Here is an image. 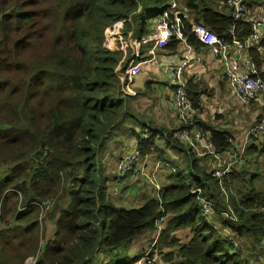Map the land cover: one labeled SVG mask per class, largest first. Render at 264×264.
I'll list each match as a JSON object with an SVG mask.
<instances>
[{
  "label": "trees",
  "instance_id": "16d2710c",
  "mask_svg": "<svg viewBox=\"0 0 264 264\" xmlns=\"http://www.w3.org/2000/svg\"><path fill=\"white\" fill-rule=\"evenodd\" d=\"M225 1L185 0V6L193 21L223 43H232L233 28L245 40L252 27L228 15ZM261 1L248 0V5ZM171 5L172 0H0V264H26L30 257L35 264H94L100 252L154 233L162 217H172L163 228L169 241L164 246L171 249L167 261L264 264V255L249 259L219 234L225 222L230 233H246L253 241L264 231V191L254 186L258 173L245 176L247 154L264 156V140L255 139L245 151V164L224 181L225 187L239 188L232 202L240 224L220 216L225 222L214 225L199 196L224 209L219 180L177 137L181 128L155 125L137 108L142 91L133 87L134 70L180 45L173 32L171 41L164 39L161 22L171 29L176 20ZM156 7L161 10L148 17ZM154 17L151 25L148 19ZM183 26L191 45L205 46L191 21L183 18ZM249 53L264 77L261 53ZM187 90L201 111L202 89L189 81ZM194 122L217 153L233 147L231 133L200 118ZM127 132L137 138L141 158L158 154L173 163V168L163 163L173 174L160 199L138 207L118 205L108 194L105 156ZM160 141L187 155L186 168L165 158ZM242 187L246 192L239 196ZM197 188L201 194L193 193ZM47 203L52 207L44 212ZM180 230L190 231L187 242L176 235Z\"/></svg>",
  "mask_w": 264,
  "mask_h": 264
},
{
  "label": "crops",
  "instance_id": "0c3cea01",
  "mask_svg": "<svg viewBox=\"0 0 264 264\" xmlns=\"http://www.w3.org/2000/svg\"><path fill=\"white\" fill-rule=\"evenodd\" d=\"M187 45L192 46L193 55L192 58L189 59V64L185 68L183 73L184 78L187 82L193 81L194 83H197L202 89V94L200 96V120L208 123L211 126L217 127L220 131H227L234 137L233 140H231L233 147L228 151L221 152V154H219V157H214L209 154L200 156V151H195V153L199 157L202 169L213 171L216 162L228 163L232 157V152L236 151L238 146H245L247 150L248 147L256 143L255 139L263 140L264 134L256 137L251 136L249 138H246V133L251 128L250 127L248 129L246 127L251 124L252 119L255 120L259 116L261 109L255 104V106L257 107L256 113L255 110H252L251 114L241 113L240 111H238L237 107L241 106L242 104L236 98L234 90L224 74V61L220 57H216L213 54L211 47L209 46L195 48L188 41ZM186 49V44L184 42H180V45L175 52L162 51L154 60L141 63L134 70L132 77L133 87L142 91L140 97L136 101L138 110L144 113L149 119H151L155 125L164 126L171 130L177 129L179 126L177 121V109L175 108V105L173 103L174 87L169 82V75L172 70L177 69L184 62ZM232 50L234 51V49ZM123 135L125 137L124 143L129 145V149H126V147H122V154L120 158L124 155H128L136 151L138 144L137 138L131 132L124 133ZM160 142L164 145V142ZM177 153L178 152L175 151L174 160L177 159V161H175V163L177 162L176 165L181 166L184 162H186L187 155L185 153H182V158L178 159ZM141 160L143 161V165L141 162V165H139L141 166V168H139V170H141V173L138 174H144L150 182L153 183V179L158 184V187L153 184V186L156 188V192H158V196L154 197L152 196V193H148L142 194L141 197L138 198V200H141L143 204L150 199L159 200L161 196V190L171 184V181L170 178L169 180H166L167 177L165 178V176L170 175L166 173V170L164 169L165 167L163 166L164 162L170 161L160 159L158 155L153 154L139 159L133 166V169ZM159 182L162 183V185ZM229 187H232V185ZM137 190V186L132 188V191ZM194 190L195 189H193V191ZM238 192L239 190L235 189V191L231 194V198L225 194L226 196H224V198L226 207H224V209L222 210H219L227 211L230 214L235 215L237 220L226 217L225 215H222L220 213L221 216L229 220L234 225L240 224V218L237 212L234 210L232 202V196L238 198ZM68 203L69 201L66 202V206L68 205ZM167 223L168 217H165L161 231L162 236L160 235L157 245L154 249L155 254L159 253L160 247L167 248L164 246V244L167 245L169 242L166 238V228L163 231V228L167 225ZM212 224L216 223L213 221ZM225 224L226 222L221 225L223 232L231 235V231L229 229L231 226ZM178 232L179 231L176 232V235L178 234ZM184 234L188 235L190 238V231L185 230ZM237 234V232L234 233V236L239 239V234ZM147 236L148 234L138 237L137 242L135 243L134 249L140 251L139 257L137 259V264H139V260L141 258V251L143 250L144 252V250L149 246L150 242L148 241H150L151 238L147 239ZM257 236H259V234H257ZM262 240H264V236L262 237ZM170 250L171 249L167 248L166 252ZM167 255L168 254L166 253L161 254V259L166 260ZM109 256L110 252H100L96 255L93 262L94 264H108ZM120 259L122 263H128L124 257L121 256Z\"/></svg>",
  "mask_w": 264,
  "mask_h": 264
},
{
  "label": "built area",
  "instance_id": "2783aa9c",
  "mask_svg": "<svg viewBox=\"0 0 264 264\" xmlns=\"http://www.w3.org/2000/svg\"><path fill=\"white\" fill-rule=\"evenodd\" d=\"M225 3V11L228 15L232 16L235 21L244 22L252 27V34L245 40L239 39L235 35L233 28L231 32V35L233 36L232 43H223L220 38L215 36L210 28L206 27L201 22L193 21L192 13H190L186 7L180 10L178 0H172L170 8V14L172 13L176 16L175 23L172 25L171 29H169L165 23L161 22L163 33L165 34L164 39L166 41H171V32H173L175 39L186 44L187 49L184 62L177 69L170 72L169 82L174 87L173 103L177 109L178 126L181 128V130L177 132V137L181 141L192 146L195 151L199 150L200 156L209 154L214 157H219V153H217L213 142L210 141L208 134L195 126L194 119L199 118L200 111L193 107L188 97L187 81L185 80L183 73L189 64V59L192 58L193 55V48L192 46L187 45L183 33V18L192 22V31L195 32L199 39L204 42L205 46L211 47L212 52L216 57H220L224 61V74L232 86L234 94L239 102L242 105L255 103L260 107L261 110L259 116L256 118L255 124L247 131L246 138L264 134V77L258 75V67L249 53L250 50L255 49L261 53V55L264 54V46H262L264 41V0L253 8L249 7L248 0H227ZM165 16H167V13ZM232 49H234V51ZM245 151V146H238L236 151L232 152V160L230 159L228 163L216 162V165L213 168V175L219 180L226 195L227 192L224 187L225 178L233 171V169L236 167H242L245 164ZM139 159H141V157L137 150L131 154L125 155L121 159L119 166L117 165L119 173L125 175L132 171L133 166ZM152 181L153 183L151 182V184H155L156 187H158V184L153 179ZM193 192L194 194H201V189L197 188ZM199 199L204 216L207 218H212L217 212L226 217L237 220L235 215H232L227 211L218 210V212L210 200L201 196H199ZM51 207L52 203H47L43 207V211L46 212ZM163 222L164 217L157 220V228L153 233L152 242L149 243V246L142 253L139 264L156 263V257L158 255L154 254V249L161 235ZM224 234L230 239L236 248L241 246L240 240L237 239L234 234L231 233V235H229L225 232ZM30 260L32 264H35V258L32 257ZM160 262L162 264H170L163 262L162 259H160Z\"/></svg>",
  "mask_w": 264,
  "mask_h": 264
},
{
  "label": "rangeland",
  "instance_id": "374dc122",
  "mask_svg": "<svg viewBox=\"0 0 264 264\" xmlns=\"http://www.w3.org/2000/svg\"><path fill=\"white\" fill-rule=\"evenodd\" d=\"M178 4H179V9L182 10L184 9L185 6V0H178ZM161 10L160 7H156L155 9H153L152 11H150L148 13V17H152L153 15H156L159 11ZM148 21L150 22L151 25H153L156 22V17L154 18H149ZM149 48V46H147ZM261 61H262V69L264 71V54L261 55ZM237 110L240 111L241 113H246V114H251L252 110H257V107L255 106V103H250V104H246V105H241L239 107H237ZM253 115V114H252ZM256 117V116H255ZM256 122V119L251 121V124L248 125H244V126H248L246 128H250L252 127ZM244 128V129H246ZM125 137L124 135H121V140L120 142L114 147L113 151H110L106 154L105 156V161H106V167H107V175L109 176V196L111 198V200L118 204V205H122L125 207H138L139 205L142 204L141 200H138L139 197H141L142 194H148V193H152V196H158V192H156V188L153 186V184H151V182L144 176V175H139L138 173H141V170H139V168H141V162L143 165V161L141 160L133 169V171H130L129 173L123 175L119 173V170L117 169V165L119 166V163L121 161V159L125 156H121V148L122 147H126V149H129V145H127L126 143H124ZM264 140V138H263ZM160 148L163 150V152L167 155L165 158L168 159V157L172 160H174V156H175V151H173L172 149H168L166 148L162 143L159 144ZM118 147V148H117ZM117 148V149H116ZM158 155V154H156ZM177 158L180 159L182 158V152H178L177 153ZM177 161V159L174 160V162ZM187 162V159H186ZM186 162H184L181 167L182 168H186ZM171 163V162H170ZM177 163V162H176ZM167 165H169V162H166ZM175 166H178L176 164H174ZM171 168H173V163H171ZM166 170V173L170 176H172L173 171L170 168H164ZM246 177L249 178L250 175L254 174V173H258V177L255 181L256 184H254V186L257 189H262L264 191V156H251L249 154H247V165H246ZM210 171V170H209ZM189 170L185 169L183 171V175L187 176ZM139 175V176H138ZM165 175V174H162ZM138 176V177H137ZM167 177V178H166ZM166 180H169V176H165ZM164 178V179H165ZM159 181V180H158ZM160 183V182H159ZM162 185V183H160ZM167 184V183H166ZM163 184V185H166ZM137 186L138 190L137 191H132V188ZM227 190V195L231 198V194L232 192L235 191V189H239L237 186L232 184V187H225ZM245 191V188H241V193L239 196H241ZM221 194H222V199L224 200L225 206L226 207V202H225V192L221 189ZM64 207H66V204L63 205ZM218 211V209H217ZM219 212V211H218ZM221 215L219 213L216 212V214L212 217V218H208L211 222H215L216 220H221L222 222H224L223 218L220 217ZM172 217H168V222L170 221ZM220 224V223H218ZM216 224V225H218ZM215 225V224H214ZM185 231V230H184ZM184 231L181 230L178 232V236L180 237L179 240L181 242H187L189 236L184 234ZM189 231V230H187ZM191 234V233H190ZM219 234H221L222 237L225 238V234L222 230V228H219ZM264 236V231L259 233V236H257V239H254V241L249 237L248 234L244 233L242 236H239L240 239V243H241V248L243 252H245L246 256L250 259L254 258V257H263L264 255V240H262V237ZM152 237H153V233L148 234L147 239L151 238L150 241L148 242H152ZM191 237V235H190ZM138 238H135L134 240H132L131 242H129L128 244H124L112 251H110V256L108 258L109 263L108 264H124L121 262L120 257H124L127 260V264H137V259L139 257L140 251H137L134 249L135 247V243L137 242ZM146 239V238H144ZM45 243V240H43ZM166 249L164 247H160V251L156 258V263L155 264H162L160 262L161 259V254H165L166 253ZM143 250L141 251V255H142ZM176 252V249L174 251V253ZM104 253V252H101ZM155 254V253H154ZM140 255V256H141ZM32 257L28 258L26 261V264H32L31 263V259ZM163 260V259H162ZM167 260H163V262L165 263H170V264H175V262L173 261H167ZM257 261V260H256ZM257 264V263H256Z\"/></svg>",
  "mask_w": 264,
  "mask_h": 264
}]
</instances>
